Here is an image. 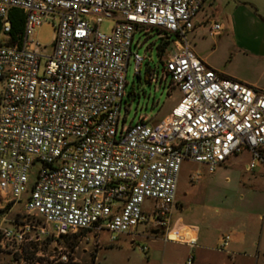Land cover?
I'll use <instances>...</instances> for the list:
<instances>
[{"label": "built area", "instance_id": "obj_1", "mask_svg": "<svg viewBox=\"0 0 264 264\" xmlns=\"http://www.w3.org/2000/svg\"><path fill=\"white\" fill-rule=\"evenodd\" d=\"M203 3L0 0V264H94L103 235L114 242L150 217L168 230L184 162L213 173L247 152L246 171L264 164V92L217 73L188 46ZM13 9L23 14L14 35ZM103 18L114 19L108 34L98 32ZM46 23L49 56L33 38ZM142 28L175 38L149 80L180 97L159 122L125 127V74L131 57L139 76L143 59L131 46ZM220 29L211 22L207 34ZM89 239L91 260L82 261Z\"/></svg>", "mask_w": 264, "mask_h": 264}, {"label": "rangeland", "instance_id": "obj_2", "mask_svg": "<svg viewBox=\"0 0 264 264\" xmlns=\"http://www.w3.org/2000/svg\"><path fill=\"white\" fill-rule=\"evenodd\" d=\"M250 1L259 3V0H217L219 35L208 36L207 26L201 34L186 36L193 53L201 52L207 56V62L219 73L246 78L255 76L258 71V61L253 55L263 48L264 22L249 5L243 4ZM113 26L114 19L103 18L98 32L108 34ZM33 38L41 45L43 54L49 56L53 26L43 24L35 30ZM174 40L173 36L163 37L157 29L142 28L135 32L131 54L137 53L143 62L139 67V76H134L132 58L128 61L126 95L120 112L121 117H125V127L139 118H145L149 124L159 122L179 100L177 90L168 91L167 83L158 80L165 59L173 52ZM165 41L167 47L159 52L158 46ZM43 65L44 59L40 62L39 74ZM155 76H158L157 81L150 82L149 78ZM125 109L127 114H124ZM249 161V154L242 152L228 158L213 173H208L204 165L184 162L175 202V206H180L172 210L168 230L157 228V241L148 240L151 230H154L150 217L148 222L116 236L114 242L109 241L108 235H103L99 239V248L94 252V264H185L186 255L179 246H195L196 231L192 225L197 227L200 235L211 238L217 235L221 241L227 235L236 239L245 234L247 240L253 238L257 243L264 238V164L255 160L254 169L246 171L244 166ZM26 197L27 194L22 196V201L12 209L9 218L19 212ZM131 239L134 240L132 244ZM89 240L87 254L79 256L82 261L91 260L89 252L93 249L92 240ZM140 247L146 248L145 253L139 250Z\"/></svg>", "mask_w": 264, "mask_h": 264}, {"label": "crops", "instance_id": "obj_3", "mask_svg": "<svg viewBox=\"0 0 264 264\" xmlns=\"http://www.w3.org/2000/svg\"><path fill=\"white\" fill-rule=\"evenodd\" d=\"M216 1L217 0H204L201 11L199 12L196 23L193 30V35L203 33L209 23L218 22V15L216 13ZM259 3H243L249 5L250 9L254 11L262 22H264V0H259ZM260 4V5H258ZM256 41H259L258 38H255ZM200 60H202L208 67L216 71L215 67L210 65L207 62V56L203 53L195 54ZM255 60H257V72L253 77H232L227 74L219 73L227 78L234 79L241 83H244L248 86L253 87L256 90L264 92V45L263 48L259 49L258 52H255L253 55ZM246 166V164H245ZM244 166V168H245ZM254 169V168H253ZM264 169V168H263ZM180 204H177L178 208ZM196 231V244L194 247L179 246L181 249H184L185 259L187 264V258L192 257L190 264H264V238L260 239L257 243L255 239L246 238L245 234H241L238 238H230L226 248L219 252L218 248L221 244V239L219 236H214L211 238L209 235H200L197 227L193 226ZM150 235L147 237L148 240L155 242L157 241V228H152ZM228 236V235H227ZM130 244L134 242L131 239ZM249 241V242H248ZM249 246V250L247 249ZM256 247V249H253Z\"/></svg>", "mask_w": 264, "mask_h": 264}, {"label": "trees", "instance_id": "obj_4", "mask_svg": "<svg viewBox=\"0 0 264 264\" xmlns=\"http://www.w3.org/2000/svg\"><path fill=\"white\" fill-rule=\"evenodd\" d=\"M8 19L11 24V29H12V34H19L22 30V25H23V14L16 9L11 10L8 13ZM159 32V31H158ZM167 41L162 42L158 46V51L162 52L166 47H167ZM262 160L264 162V156H261Z\"/></svg>", "mask_w": 264, "mask_h": 264}, {"label": "water", "instance_id": "obj_5", "mask_svg": "<svg viewBox=\"0 0 264 264\" xmlns=\"http://www.w3.org/2000/svg\"><path fill=\"white\" fill-rule=\"evenodd\" d=\"M155 233H158V231H156Z\"/></svg>", "mask_w": 264, "mask_h": 264}]
</instances>
